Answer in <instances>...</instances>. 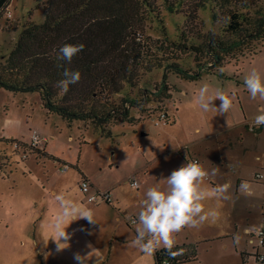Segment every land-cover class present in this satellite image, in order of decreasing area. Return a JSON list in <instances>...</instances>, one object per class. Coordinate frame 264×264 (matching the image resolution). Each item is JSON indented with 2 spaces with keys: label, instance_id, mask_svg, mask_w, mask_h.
I'll use <instances>...</instances> for the list:
<instances>
[{
  "label": "rangeland",
  "instance_id": "1",
  "mask_svg": "<svg viewBox=\"0 0 264 264\" xmlns=\"http://www.w3.org/2000/svg\"><path fill=\"white\" fill-rule=\"evenodd\" d=\"M199 17L202 19V30L205 33H220L222 22L220 20L212 22L208 9L202 8L199 11ZM43 18L41 0H9L0 16V65L14 47L22 25L27 20L39 23ZM164 22L169 33L168 38L175 39L178 35L176 24L184 23V18L166 13ZM198 28L199 26H196L194 30ZM143 29L145 35L153 41L154 46L162 45L165 49L168 43V49H165V52L168 53L172 49L164 37L165 34L159 22L146 17ZM227 37L231 36L225 35L223 38ZM154 49L157 50V48ZM253 50L250 45H247L243 49V54L234 53L221 71L227 74L235 72L241 78L250 63L246 56L253 53ZM161 53L159 51V54ZM176 53L183 57L181 61L185 65L187 61L192 66L189 68L194 70L196 65L194 66L191 62L193 54L189 50L182 53L177 50ZM244 56L243 62L235 63ZM162 77L163 70L155 68L143 75L133 90L125 84L121 94L111 95L115 102L126 94L141 103L135 104V107L129 111L132 122L107 124L106 128L111 131L110 136L104 134L102 129L90 120L68 121L56 113L47 112L41 106L38 92H12L0 88V138H14L26 144L16 146L14 142L0 141V264H77L73 258L74 254L79 252L81 255H86L91 251L87 247L89 243L99 250L98 255L101 258L99 264H157L155 256L154 258L146 256L130 246L136 234L134 235L133 228L127 225L122 217L118 222L113 221L111 227L106 229L98 222L91 225L84 219L82 223L74 221L66 229L73 234L68 242L70 247L58 252L55 242L50 238L53 235V221L61 209L56 196L48 194L47 188L49 187L46 188V184H60L64 187L63 192L61 189L58 190V194H65L67 190L68 199H78L80 196L76 194H81L86 202L79 189L78 172L73 166H66L61 161L62 158L74 157L81 147L85 166L93 170L100 180L107 175L109 177L106 180L113 179L109 187L110 191L112 187H115L116 190H120L122 197L129 202L135 199L140 202L141 206V198L143 195L144 199L146 198V191L150 185L154 183L155 186H159L157 183L159 180L154 177V172L160 173V169L162 171L164 169L163 161L158 159V156L164 152V142H167L165 145H171L170 139L174 138L180 145L184 142L183 138L185 142L196 139L198 135L214 130L221 119L228 118L231 113L229 111L223 116L212 112L205 113L196 103L198 91L204 84L209 85L212 93L221 91V84L224 81L217 74L203 72L199 79L191 81L171 73L167 82L169 86L167 92L171 93L169 98H166V93L163 94L156 88V85L160 88L159 83ZM226 87L224 84L223 88ZM144 93L147 95L144 96ZM143 99L147 100L143 101ZM214 104L219 107L221 101L217 99ZM197 127L202 130L198 132ZM141 132H145L146 135H142L139 139L136 135H140ZM33 133H37L40 140L46 141L51 135L56 138L52 141L48 140L50 141L48 149L52 150L48 152L54 154L52 157L47 153L35 151L33 146H31L33 148L29 147ZM131 135L137 137L136 141H133ZM81 139L85 141L80 144ZM39 143L38 146L42 147L44 142ZM208 144L211 146L203 155L206 161L211 160L215 155L218 157L221 153L226 155L225 151L219 152V148L211 140ZM137 146H141L143 154ZM211 147H213L212 150H210ZM112 148L114 152L111 154ZM110 155H113L110 157L113 161L112 169L108 170V166L105 165V168L99 170L97 166L102 164L103 157ZM236 162L233 160L223 162L225 169L224 176L219 181L221 185L227 177L231 181L229 174L235 175L238 172ZM249 162L250 159L247 163ZM146 163L149 165H145ZM227 164H231V171L226 167ZM248 164L245 165V169L251 171V166ZM141 165L142 168L139 167ZM258 167H252V169ZM137 169L140 172L134 174L133 171ZM134 178L139 182L142 181L138 189L131 187L127 181ZM204 183L209 187H214L208 179ZM45 193L46 202H42V196ZM211 200L203 202L206 211H212L213 202ZM87 203L109 205L103 201H87ZM43 206L46 211L42 215ZM216 206L220 207L216 210L213 205L217 213L216 219L209 220L198 229H189L191 235L184 238L188 241L184 243L196 244L198 252L196 260L185 264H243L240 253L236 251L231 239L215 236L217 230L221 232L226 227V214L229 208L219 200ZM134 217L137 219L135 215ZM232 224L229 222L227 228ZM107 229H110L109 232L106 231ZM89 232L92 234L89 235ZM241 238L243 243L246 235L242 234ZM223 242L227 243V247L223 245ZM257 245V242L255 245H249L250 250H255ZM249 260L250 264H253V258L250 257ZM87 264H96V257L93 256Z\"/></svg>",
  "mask_w": 264,
  "mask_h": 264
},
{
  "label": "trees",
  "instance_id": "2",
  "mask_svg": "<svg viewBox=\"0 0 264 264\" xmlns=\"http://www.w3.org/2000/svg\"><path fill=\"white\" fill-rule=\"evenodd\" d=\"M8 3L9 0H0V16ZM41 4L43 20L39 23L27 20L22 25L14 47L0 65V88L38 92L41 106L47 112L68 121L90 120L107 136L111 135L107 124L132 122L129 111L141 103L126 94L118 102L113 101L111 95L121 94L125 84L133 90L147 72L162 69L160 88L157 85L156 88L169 98L167 82L171 73L191 81L199 79L203 72L217 74L223 80H238V74L224 73L221 68L234 53L243 54L245 46L254 49L246 56L249 59L264 44V0H41ZM202 8L210 11L212 22H222L220 33L202 30L199 17ZM166 13L184 18V23L176 24L175 39L168 38ZM146 17L159 22L172 47L168 53L165 52L168 43L165 49L162 45L156 47L145 35ZM196 26L199 28L194 30ZM225 35L231 37L224 39ZM64 44L85 47L68 63L57 59ZM177 50L193 54L194 70L187 61V65L181 61L183 57ZM244 58L235 63L243 62ZM65 69L79 71L81 79L70 85L66 94H61L55 84L63 78ZM0 141L26 145L14 138L2 137ZM31 146L43 152L36 149L37 144ZM173 250H183V254L173 259L161 248L155 254L157 264H162L163 258L170 264L197 259L196 244L183 242Z\"/></svg>",
  "mask_w": 264,
  "mask_h": 264
},
{
  "label": "crops",
  "instance_id": "3",
  "mask_svg": "<svg viewBox=\"0 0 264 264\" xmlns=\"http://www.w3.org/2000/svg\"><path fill=\"white\" fill-rule=\"evenodd\" d=\"M249 61H250L249 67L248 69H245L246 73L245 74L243 73V76L241 78H239L236 81L235 79H226L223 80L224 82L223 84H221L222 85L221 91L229 95L233 100V107L230 109L231 113L228 116V118L226 119L222 118L214 130H211L205 133L204 135H198L196 139L193 138L191 141L185 142L183 138L182 140L184 142L179 145L177 140L173 138L170 139L172 142L171 145H165L167 144V142H164L163 144L164 152L161 156H158V159L162 160L164 163V169L163 171L160 169V173H156V171L154 172V177L158 178L157 180H160L162 176L166 178L171 174L173 170H176L182 165L186 164L187 163V160L185 158L186 156L188 157L189 161H192L194 159H198V160L200 159L199 162L201 163V165H203L205 169L209 170V172L214 168H218L217 175L211 176L208 179L209 182L215 187L216 185H221L219 181L224 176L225 168L223 166L224 165L223 162H227L231 160L237 161L235 164L238 165V172L235 175L229 174L231 181L228 179V177L224 180V183L231 184V188H230L231 198L227 200H223V199L219 200L220 203H222L225 206L227 205V207H229L226 214L227 225L224 228V230H222L221 232L217 230L215 236H217L216 238H222V237L230 238L233 245H235L236 251L240 253V259L242 263L244 260L241 258L242 256L241 252H246L251 254L254 251V250H250L249 247V245H253V244L248 242L249 240L248 231H252L254 228H256L258 225L262 223V210H264V178H262L259 181L252 179L253 173L256 170L261 169L264 171V126L257 127L254 124V119L256 115L259 114L258 109L264 106V100H260L259 97H257V99L255 100L251 99L250 94L248 93L244 84L245 77L253 70L258 71L261 74L262 80H264V44L258 53L253 55V57L249 58ZM224 84L227 86L226 88H223ZM84 128H86V126H84ZM196 130H198L199 132L202 129L197 127ZM134 135L131 136H133V141H136L137 138L136 136H138V138L141 139L142 135L145 136L146 133L141 132L140 135H136V136ZM49 139L50 141H52L55 140L56 138H53V135H51ZM48 140L46 141L42 140L44 142L42 147L38 146L40 143L37 144V147L41 151L47 154H49L48 151L52 152V150L48 149V144L50 142ZM210 140L211 142H213V144L217 145V148H219L220 150L219 152L225 151L226 155L221 153L220 155H218V157L217 155H215V157H213L211 160L206 161L205 158H203V155L207 153L206 151L209 150L211 146V144L210 146L208 144ZM84 141L85 140L81 139L80 144L84 143ZM80 148L77 151L78 153L76 152L74 157L62 158L61 161H63V163L66 165L73 166L79 174V179L81 177L87 178L90 181L93 190L107 189L110 192L111 197L114 200H116V203L113 205L110 204L100 205L97 203L90 205L89 203H87V201L85 202V200L82 199L81 194L79 195L76 194L77 196H80L78 199H73V198L70 199L78 204H81L93 210L95 219L105 229L111 227L113 221L118 222L120 221L121 217L124 218L126 224L133 228L132 231L135 235L137 225L135 223H131L130 220L132 219V217H134V215L138 217V213L141 210L140 202L139 201L137 202L135 199L132 200V202H129V200L122 197V195L120 194V190L119 191L116 190L115 187H112V191H110L109 187H111V181L113 179L109 181L106 180V178L109 177L107 175L104 176L102 180H100V177H98V175L95 174L93 170L87 168L85 166L82 150H80ZM137 148L140 151V153L143 154L141 146H137ZM212 148L213 147H211L210 150H212ZM113 152L114 149L112 148L110 153L112 154ZM191 153L193 155H191ZM49 155L52 157V155L54 154L51 153ZM111 156L113 155H110L106 158L103 157L102 164H99L97 166L99 170L105 168V165L108 166V170L112 169L113 161L110 158ZM249 159L250 162L248 164L247 162ZM54 160H56V158H54ZM247 164L251 166V171L245 169V165ZM145 165L148 166L149 164L146 163ZM139 167L142 168L143 166L141 165ZM252 167H258V168L252 169ZM61 172L64 171L61 170ZM139 172L140 170L138 169L133 171L134 174ZM127 181L129 182L130 185L132 181H136L137 186L131 185V187H134L136 189L140 187L139 184L142 185V181L139 182L135 178ZM242 182H248L251 185L252 195L250 196L246 195L240 190V185ZM153 186H155L154 183L150 185V187ZM159 186L163 187L162 185ZM204 186L209 187V185H206L205 183ZM63 187L64 186H61L60 184L57 185L46 184L48 194L53 196H56L58 194L59 189H61V192H63L62 191ZM66 191L67 190H65L64 195L67 198L68 196L66 194L67 193ZM45 198H46V193L43 194L42 196V202H46ZM143 200H144V195L141 198V205ZM211 202H213V205L216 207V210L220 208L219 206H216L217 199L212 198ZM213 205H212V211H215ZM45 211L46 209L44 207V210L42 211V215L45 213ZM130 211H132V214H130ZM82 220L83 219L78 220L76 221V223H82ZM217 221L219 222V220ZM229 222L233 224L232 226L229 225V228H227ZM109 230L110 229H107L106 231L109 232ZM242 234L246 235V239L243 242L244 244L241 241ZM189 235H191V232L188 228H185L181 232L175 234L176 244L188 242L185 241L184 238ZM223 243H224L223 245L227 247V243L226 242ZM250 257L251 255L249 257L245 256L246 262L248 264H250V260H249ZM197 258H198V254H197Z\"/></svg>",
  "mask_w": 264,
  "mask_h": 264
},
{
  "label": "clouds",
  "instance_id": "4",
  "mask_svg": "<svg viewBox=\"0 0 264 264\" xmlns=\"http://www.w3.org/2000/svg\"><path fill=\"white\" fill-rule=\"evenodd\" d=\"M83 44L62 45L57 54V59L71 63L73 58L84 49ZM81 79L79 71L65 69L63 78L58 80L55 87L61 94H66L72 84H76ZM245 87L250 94L251 99L259 97L264 100V80L261 74L253 70L244 80ZM219 99L221 104L217 107L214 101ZM196 103L199 108L207 113L212 112L223 116L229 113L233 107L232 98L222 91L210 92L208 84H204L198 91ZM259 114L254 119L257 127L264 126V106L258 109ZM175 150V149H174ZM182 165L171 174L160 178L158 185L147 189L146 198L143 200L138 217L133 221L137 225L136 236L131 240L130 246L136 248L146 256L154 258L156 252L163 248L167 256L176 258L183 254V250L174 251L176 246L175 234L185 228L198 229L209 220L214 221L217 217L215 211H206L204 201L215 198L217 200L230 199V183L216 185L215 187L204 186L205 180L209 176L217 175L218 168L205 169L198 161H189ZM226 167L231 171V164ZM240 190L246 195H252L251 185L248 182H242ZM56 200L60 206V212L53 221V235L51 240L56 244V250L62 252L70 247L68 243L72 238V233L66 229L74 222L81 219L87 220L89 224L95 225L97 221L93 210L71 199L65 197L63 193L56 195ZM92 233L89 232V235ZM87 247L91 249L86 255L79 252L74 254V260L77 264H87L93 256L96 257V264H99V250L92 244Z\"/></svg>",
  "mask_w": 264,
  "mask_h": 264
},
{
  "label": "built area",
  "instance_id": "5",
  "mask_svg": "<svg viewBox=\"0 0 264 264\" xmlns=\"http://www.w3.org/2000/svg\"><path fill=\"white\" fill-rule=\"evenodd\" d=\"M40 141V137L38 136L37 133H33L32 134V143L33 144H38ZM195 161H198V159H194ZM66 165V164H65ZM68 166V165H66ZM262 178H264V171L261 169L256 170L253 173V180L259 181ZM131 185L133 186H137L136 181H132ZM79 189L81 190V192L83 193L86 201L88 202H105V203H109V204H115L116 200H114L111 197V194L108 190H99V189H94L90 183V181L85 178V177H81L79 180ZM136 220L135 217H133L130 222L133 223V221ZM248 235H249V240L248 242L255 245V243L257 242L258 245L256 247V249L253 251V253L249 254L246 253L242 256V259L244 260L243 263L244 264H248L246 262V258L245 256L249 257L251 255V257L253 258V262L254 264H264V210H262V223L260 225H258L256 228H254L252 231H248ZM162 264H170L169 260L167 258H163L161 261Z\"/></svg>",
  "mask_w": 264,
  "mask_h": 264
},
{
  "label": "bare ground",
  "instance_id": "6",
  "mask_svg": "<svg viewBox=\"0 0 264 264\" xmlns=\"http://www.w3.org/2000/svg\"><path fill=\"white\" fill-rule=\"evenodd\" d=\"M9 13V12H8Z\"/></svg>",
  "mask_w": 264,
  "mask_h": 264
}]
</instances>
